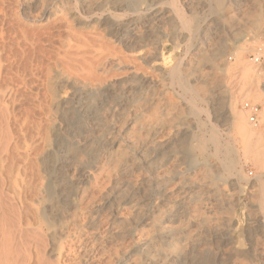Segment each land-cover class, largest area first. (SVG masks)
Segmentation results:
<instances>
[{"label":"rangeland","instance_id":"1","mask_svg":"<svg viewBox=\"0 0 264 264\" xmlns=\"http://www.w3.org/2000/svg\"><path fill=\"white\" fill-rule=\"evenodd\" d=\"M263 15L264 0H0V264H264V138L248 155L229 131L235 100L264 130Z\"/></svg>","mask_w":264,"mask_h":264},{"label":"bare ground","instance_id":"2","mask_svg":"<svg viewBox=\"0 0 264 264\" xmlns=\"http://www.w3.org/2000/svg\"><path fill=\"white\" fill-rule=\"evenodd\" d=\"M121 1V0H120ZM141 1V0H140ZM176 2V1H175ZM218 2V1H217ZM113 3V2H112ZM135 3V2H134ZM170 3V2H169ZM172 3V2H171ZM170 3V4H171ZM177 3V2H176ZM164 4V3H163ZM162 4V5H163ZM173 4V3H172ZM217 4V3H216ZM3 5V4H2ZM117 5V4H116ZM140 5V4H139ZM218 5V4H217ZM115 6V5H114ZM120 6V5H119ZM130 6V5H129ZM137 6V5H136ZM170 6V5H169ZM175 6V5H174ZM173 6V7H174ZM138 7V6H137ZM109 8V7H108ZM128 8V7H127ZM153 8V7H152ZM180 8V7H179ZM51 9V8H50ZM118 9V8H117ZM177 9V7L175 6V10ZM44 10V9H43ZM115 10V9H114ZM174 10V11H175ZM50 11V10H49ZM45 12H47V10L45 11ZM51 12V11H50ZM115 12V11H114ZM126 12V11H125ZM141 12V11H140ZM208 12V11H207ZM48 13V12H47ZM137 13V12H136ZM135 13V14H136ZM142 13V12H141ZM45 14V13H44ZM100 15V14H99ZM120 15V14H119ZM127 15V14H126ZM125 15V16H126ZM132 15V14H131ZM177 15V14H176ZM253 15H255V14H253ZM46 16H47V14H46ZM164 16V15H163ZM264 16V15H263ZM39 17V16H38ZM87 17V16H86ZM129 17V16H128ZM134 17V16H133ZM177 17V16H176ZM75 18V17H74ZM108 18V17H107ZM251 18V17H250ZM105 19V18H104ZM124 19V18H123ZM131 19V18H130ZM135 19V18H134ZM262 19V18H261ZM43 20V19H42ZM46 20V19H45ZM74 20V19H73ZM172 20V19H171ZM183 20V19H182ZM87 21V20H86ZM57 22V21H56ZM251 22V21H250ZM187 24V23H186ZM66 26V25H65ZM176 26V25H175ZM60 27V26H59ZM61 28V27H60ZM64 28H66V27H64ZM63 28V29H64ZM201 28V27H200ZM117 29V28H116ZM128 29V28H127ZM73 30V29H72ZM45 32V31H44ZM199 32V31H198ZM186 33V32H185ZM14 34V33H13ZM85 34V33H84ZM83 34V35H84ZM88 34V33H87ZM116 34V33H115ZM134 34V33H133ZM138 34V33H137ZM2 35V34H1ZM71 35V34H70ZM127 35V34H126ZM187 35V34H186ZM30 36V35H29ZM133 36V35H132ZM136 36V35H135ZM188 36V35H187ZM125 37V36H124ZM180 37V36H179ZM181 37H183V36H181ZM190 37H192V36H190ZM189 37V38H190ZM194 37V36H193ZM192 37V38H193ZM74 38V37H73ZM97 38V37H96ZM89 40V39H88ZM87 40V41H88ZM90 40H91V38H90ZM89 40V41H90ZM136 40V39H135ZM76 41H78V40H76ZM75 41V42H76ZM86 41V40H85ZM92 41V40H91ZM94 41V40H93ZM101 41V40H100ZM132 41H133V39H132ZM81 42H82V40H81ZM97 42V41H96ZM131 42V41H130ZM138 42V41H137ZM85 42L83 41V44H84ZM99 43V42H98ZM102 43V42H101ZM125 43V42H124ZM126 43H127V41H126ZM125 43V44H126ZM81 44V43H80ZM80 44H78V45H80ZM96 44V43H95ZM105 44H107L106 42L104 43V45ZM130 44V43H129ZM134 44H135V42H134ZM186 44V43H185ZM1 45V44H0ZM84 45H86V44H84ZM98 46H99V44H97ZM109 45V44H108ZM107 45V46H108ZM133 45V44H132ZM136 45V44H135ZM244 45V44H243ZM62 46V45H61ZM77 46V45H76ZM83 46V45H82ZM247 46V45H246ZM250 46V45H249ZM90 47V46H89ZM132 47H134V46H132ZM178 47V46H177ZM2 48V47H1ZM82 48V47H81ZM108 48H109V46H108ZM114 49V48H113ZM133 49V48H132ZM243 49H247L246 47H243ZM242 49V50H243ZM0 50H2V49H0ZM105 50V49H104ZM117 50V49H116ZM120 50V49H119ZM56 51H58V50H56ZM21 52V51H20ZM71 52H73V49H72V51ZM83 52H85V50L83 49ZM83 52H81V53H83ZM89 52V51H88ZM18 53H19V51H18ZM75 53V52H74ZM80 53V52H79ZM85 53H87V52H85ZM237 54L236 55H238V62H237V65L238 66H241V69H243V73H245V75L244 76H248L251 72V70H252V68L251 67H249L248 65H246V64H244L243 63V61H242V58H241V53H239V52H236ZM69 54V53H68ZM6 55V54H5ZM38 55H39V53H38ZM37 55V56H38ZM63 55H66L67 56V54L65 53H63ZM72 55V54H71ZM75 54H73V56H74ZM84 55V54H83ZM115 55V54H114ZM68 56H70V54L68 55ZM203 56V55H202ZM32 57V56H31ZM119 57V56H118ZM216 59H215V63L216 62H220V64L223 66V71H225V70H227V66H226V64H225V61L223 60V56L222 55H220V54H216L215 56H214ZM5 58V57H4ZM29 58V57H28ZM38 58V57H37ZM69 58V57H68ZM83 58V57H82ZM119 58H121V57H119ZM182 58V57H181ZM50 59V58H49ZM70 59H73V58H71L70 57ZM202 59V58H201ZM56 60V59H55ZM59 60V59H58ZM81 60V59H80ZM85 60V59H84ZM92 60V59H91ZM121 60V59H120ZM123 60V59H122ZM217 60V61H216ZM60 61V60H59ZM58 61V62H59ZM63 61V60H62ZM125 61V60H124ZM66 62V61H65ZM92 62V61H91ZM128 62V61H127ZM134 62V61H133ZM182 62V61H181ZM98 63V62H97ZM130 63V62H129ZM128 63V64H129ZM44 64V63H43ZM62 64V63H61ZM86 64V63H85ZM84 64V65H85ZM95 64V63H94ZM49 65V64H48ZM96 65V64H95ZM125 65H127V64H125ZM159 65V64H158ZM1 66H2V60L0 59V68H1ZM54 66V65H53ZM52 66V67H53ZM86 66V65H85ZM191 66V65H190ZM46 67V66H45ZM55 67V66H54ZM64 67V66H63ZM70 67V66H69ZM175 67H177V66H175ZM72 68V67H71ZM179 68H180V66H179ZM3 69V68H2ZM51 69V68H50ZM88 69V68H87ZM59 70V69H58ZM68 70V69H67ZM175 70V69H174ZM0 71H2V70H0ZM43 71V70H42ZM69 71V70H68ZM185 71H186V69H185ZM173 72V71H172ZM189 72V71H188ZM250 72V73H249ZM255 72V71H254ZM174 73V72H173ZM173 73H171L170 75H171V80L173 81V79L176 77L175 75H172ZM175 73L177 74L178 73V69L176 68V70H175ZM186 73V72H185ZM225 73V72H224ZM46 74V73H45ZM44 74V75H45ZM73 74V73H72ZM130 74H132V73H130ZM256 74V73H255ZM260 74V73H259ZM178 75V74H177ZM50 76V75H49ZM126 76V75H125ZM173 76H175L173 79H172V77ZM184 76V75H183ZM243 76V77H244ZM252 76V75H251ZM250 76V77H251ZM46 77V76H45ZM55 77V76H54ZM51 78V77H50ZM204 78V77H203ZM134 79V78H133ZM201 79V78H200ZM246 79H247V77H246ZM249 79V78H248ZM253 79V78H252ZM47 79L45 78V81H46ZM175 80V79H174ZM181 80V79H180ZM58 82V81H57ZM173 84V86L175 85L174 84V82H172ZM181 83V82H180ZM210 83V82H209ZM45 84H46V82H45ZM204 83H202V85H203ZM213 84V83H212ZM215 84V83H214ZM258 84V83H257ZM48 85V84H47ZM56 85V84H55ZM46 86V85H45ZM96 86V85H95ZM250 86H252L251 87V90H252V94L249 92L248 94L249 95H252V96H254V97H256L257 99H261L262 98V95L259 93V88H258V86L257 87H253V84H251ZM250 86H249V88H250ZM14 88V87H13ZM248 88V89H249ZM47 89V88H46ZM193 89V88H192ZM247 89V90H248ZM250 90V91H251ZM108 91V90H107ZM188 91V90H187ZM211 91H212V89H211ZM14 92V91H13ZM189 93H191V92H189ZM215 93V92H214ZM14 94V93H13ZM192 94V93H191ZM190 94V95H191ZM49 95V94H48ZM98 95H99V93H98ZM17 96V95H16ZM44 97V96H43ZM185 97V96H184ZM53 98V97H52ZM4 99V98H3ZM9 99V98H8ZM40 99H42V98H40ZM89 99V98H88ZM188 99V98H187ZM7 100V99H6ZM11 100V99H10ZM45 100V99H44ZM51 100V99H50ZM189 101H190V99H188ZM12 101V100H11ZM193 101V102H192ZM197 97L196 96H194V99L193 100H191L190 102L193 104V108L196 110V111H205V109H203L204 107H206V106H199V104L197 103ZM42 102V101H41ZM88 102V101H87ZM189 102V103H190ZM200 103V102H199ZM46 104V103H45ZM53 104V103H52ZM66 104V103H65ZM14 105V104H13ZM56 105V104H55ZM45 106V105H44ZM14 107V106H13ZM13 107H12V110H13ZM54 107V106H53ZM62 107V106H61ZM116 107V106H115ZM6 108V107H5ZM9 108V107H8ZM45 108V107H44ZM48 107H46V109H47ZM232 113H233V121H232V126H231V130H229V131H232L231 132V135L230 136H234V137H240L241 139H242V141H243V143L245 144V147H246V149H245V151H247V154L248 155H250L251 153H253L252 151H253V146L257 143V144H260L262 141H263V139L262 138H264V136L262 137V135L264 134L263 132H264V130L262 131V130H253V129H251L250 128V126H249V124H248V121L249 120H247V117L245 118L244 116H243V113L240 111V110H238V108H237V101L235 100L234 101V103L232 104ZM11 110V109H10ZM37 110V109H36ZM71 110V109H70ZM206 110H207V108H206ZM3 111V110H2ZM5 111V110H4ZM44 111H48V110H45L44 109ZM55 111L57 112L58 110H56L55 109ZM52 112V111H51ZM54 112V111H53ZM69 113V112H68ZM199 113H201V112H199ZM205 113V112H204ZM41 114V113H40ZM208 114H209V112H208ZM8 115V114H7ZM31 115V114H30ZM5 116V115H4ZM40 115L38 114V117H39ZM43 116H44V114H43ZM209 116V115H208ZM9 117V116H8ZM32 117H34V116H32ZM211 117V116H210ZM45 118V117H44ZM23 119V118H22ZM30 118L28 117V120H29ZM41 119V118H40ZM39 119V120H40ZM74 119V118H73ZM32 120V119H31ZM36 120V119H35ZM38 120V119H37ZM47 120V119H46ZM72 120V119H71ZM210 120H211V118H210ZM20 121V120H19ZM43 121H44V119H43ZM66 121V120H65ZM15 122V121H14ZM14 122L12 123V124H14ZM32 122V121H31ZM41 122V121H40ZM46 122V121H45ZM44 122V123H45ZM79 122V121H78ZM145 122V121H144ZM20 123V122H19ZM35 123V122H34ZM66 123V122H65ZM148 123V122H147ZM46 124V123H45ZM51 124V123H50ZM0 125H1V123H0ZM41 125V124H40ZM47 125V124H46ZM70 125V124H69ZM145 125V124H144ZM14 126V125H13ZM50 126V125H49ZM214 126V125H213ZM212 126V132H211V134H210V136H209V141L215 146V151H216V153L217 152H220L221 154H223V161H221V162H223V166H224V172H225V174L226 175H228L229 177H231V176H235V178L238 180L237 182H239L240 180H242L243 179V176L245 175H243V165H242V162H241V155H240V153L239 152H241L240 150H238L236 147H235V145H234V142L232 141V140H227V139H222V138H224L223 136H222V133L221 132H219L216 128H215V126L213 127ZM12 127V126H11ZM27 127V126H26ZM38 127H41V126H38ZM47 126H45V128H46ZM1 128V127H0ZM7 128V127H6ZM5 128V129H6ZM37 127L35 126V129H36ZM52 128V127H51ZM65 128V127H64ZM3 129V128H2ZM1 129V130H2ZM29 129H30V126H29ZM33 129H34V127H33ZM145 129V128H144ZM21 130V129H20ZM31 130V129H30ZM44 130V129H43ZM50 130V129H49ZM5 131V130H4ZM8 131H9V129H8ZM26 131V130H25ZM21 132V131H20ZM24 132V131H23ZM27 132V131H26ZM32 132V131H31ZM45 132V131H44ZM2 133V132H1ZM6 133V135H8L7 134V132H5ZM10 133V132H9ZM34 133V132H33ZM35 133H36V131H35ZM38 133V132H37ZM36 133V134H37ZM52 133V132H51ZM134 133V132H133ZM39 134H40V132H39ZM57 134V133H56ZM55 134V136H57ZM136 134V133H135ZM209 134V133H208ZM24 135V134H23ZM29 136H30V134H28ZM35 135V134H34ZM52 135V134H51ZM4 136V135H3ZM9 136H10V134H9ZM19 136V135H18ZM28 136V137H29ZM36 136V135H35ZM39 136V135H38ZM42 136V135H41ZM40 136V137H41ZM45 136V135H44ZM12 137V136H11ZM31 137L32 136H30L29 137V140L31 141ZM3 138V137H2ZM18 138H22V137H18ZM18 138H16V139H18ZM11 139V138H10ZM23 139V138H22ZM33 139V138H32ZM41 139V138H40ZM40 139H39V141H40ZM69 139V138H68ZM231 139V138H230ZM34 140V139H33ZM32 140V141H33ZM37 140H38V138H37ZM36 140V141H37ZM222 140H227L226 142H223ZM3 141H5V140H3ZM17 141V140H16ZM24 141V140H23ZM28 141V140H27ZM35 141V140H34ZM7 142V141H6ZM38 142V141H37ZM209 142V143H210ZM240 142V141H239ZM19 143V142H18ZM5 144V143H4ZM3 144V145H4ZM19 144H21V146H22V142L21 143H19ZM19 144H17V145H19ZM48 144V143H47ZM10 145V144H9ZM14 145H15V143H14ZM32 145V144H31ZM69 145V144H68ZM16 146V145H15ZM15 146H13V147H15ZM33 146V145H32ZM39 146V145H38ZM43 146V145H42ZM71 146V145H70ZM110 146V145H109ZM6 147H7V145H6ZM6 147H3L2 146V149L3 148H6ZM37 149H39L38 147H36ZM35 148V149H36ZM44 148V147H43ZM111 148H112V146H111ZM34 149V150H35ZM37 149L35 150V151H37ZM42 149V148H41ZM118 149V148H117ZM187 149V148H186ZM203 149H205V148H203ZM44 150V149H43ZM69 150H71V149H69ZM73 150V149H72ZM1 151V150H0ZM3 151V150H2ZM8 151H9V149H8ZM40 151V150H39ZM263 151V150H262ZM7 152V151H6ZM30 152V151H29ZM69 152V151H68ZM214 152V151H213ZM261 152V151H260ZM11 153H14L13 151L11 152ZM10 153V154H11ZM35 153V152H34ZM37 153V152H36ZM215 153V152H214ZM220 153H218V154H220ZM1 154H3V153H1ZM9 154V155H10ZM15 154V153H14ZM13 154V155H14ZM22 154V156H23V153H21ZM20 154V155H21ZM25 154V153H24ZM32 154V153H31ZM213 154V153H212ZM12 155V154H11ZM12 155V156H13ZM34 155V154H33ZM36 155V154H35ZM260 155V154H259ZM262 155V154H261ZM260 155V156H261ZM264 155V154H263ZM262 155V156H263ZM11 156V157H12ZM25 156V155H24ZM187 156V155H186ZM208 156V155H207ZM214 156H215V154H214ZM218 156H220V155H218ZM259 156V157H260ZM18 157H19V155H18ZM30 157V156H29ZM108 157V156H107ZM26 158V157H25ZM25 158H23L24 160H25ZM109 158V157H108ZM220 158V157H219ZM15 159V158H14ZM17 159V158H16ZM28 159V158H27ZM6 161V160H5ZM17 161V160H16ZM32 161H33V159H32ZM1 162V161H0ZM14 162V161H13ZM19 162H21V161H19ZM53 162V161H52ZM116 162V161H115ZM114 162V163H115ZM220 162V161H219ZM16 164H17V162H15ZM33 163H34V161H33ZM42 163V162H41ZM46 163V162H45ZM9 164V163H8ZM36 164V163H35ZM207 164V163H206ZM5 166H6V164H4ZM50 165H51V163H50ZM4 166V167H5ZM25 166H27V165H25ZM35 166V165H34ZM44 166V165H43ZM76 166V165H75ZM208 166V165H207ZM38 167V166H37ZM2 168V167H1ZM36 168V167H35ZM34 168V169H35ZM42 168V167H41ZM9 170V169H8ZM7 170V171H8ZM36 170V169H35ZM42 170V169H41ZM93 170V169H92ZM99 170V169H98ZM8 172H11V171H8ZM25 172V171H24ZM34 172H36V171H34ZM7 173V172H6ZM27 173H28V171H27ZM32 173V172H31ZM211 173L213 174V175H215V171H211ZM7 175H9L8 173H7ZM16 175V174H15ZM33 175V174H32ZM226 175H225V177H226ZM1 176V175H0ZM30 176V175H29ZM56 176V175H55ZM8 177H10V176H8ZM217 177H219V176H217ZM3 178V177H2ZM12 178V177H11ZM26 178V177H25ZM58 178V177H57ZM245 178L247 179V176H245ZM261 178H264V177H261ZM61 180V179H60ZM101 180V179H100ZM1 181V180H0ZM25 181H27V180H25ZM3 182H4V179H3ZM2 182V183H3ZM9 182H11V180L9 181ZM20 182H22V181H20ZM24 183V182H23ZM5 184V183H4ZM11 184V183H10ZM55 184V183H54ZM2 185V184H1ZM260 191H262V193L264 192V183H261L260 182ZM3 186V185H2ZM11 186V185H10ZM14 186V185H13ZM16 186V185H15ZM14 186V187H15ZM32 186V185H31ZM30 186V187H31ZM17 187V186H16ZM33 187V186H32ZM8 188V187H7ZM13 188V187H12ZM26 190H27V187H26ZM33 190V189H32ZM35 190V189H34ZM8 191V190H7ZM16 191V190H15ZM2 192V191H1ZM6 192V191H5ZM9 192V191H8ZM13 192V191H12ZM42 192V191H41ZM18 193V192H17ZM24 193H26V192H24ZM31 194H32V192H30ZM33 193H35V192H33ZM43 193V192H42ZM14 194V193H13ZM3 195V194H2ZM11 195V194H10ZM19 195V194H18ZM30 195V194H29ZM41 195V194H40ZM260 195H261V193H260ZM12 196V195H11ZM24 196V195H23ZM33 196V195H32ZM32 196H30V198L32 197ZM43 196V195H42ZM69 196V195H68ZM262 196H264V193H263V195ZM5 197V196H4ZM17 198V197H16ZM29 198V197H28ZM38 198V197H37ZM4 199V198H3ZM2 199V200H3ZM55 199V198H54ZM53 199V200H54ZM263 198L261 197V200L260 201H264V199L262 200ZM1 200V199H0ZM1 200V201H2ZM23 200V199H22ZM39 200V199H38ZM56 200V199H55ZM62 200V199H61ZM5 201H6V199H5ZM31 201V200H30ZM63 202H65V201H63ZM0 203H2V202H0ZM3 203H4V200H3ZM8 203V202H7ZM10 203V202H9ZM16 203V202H15ZM14 203V204H15ZM23 203V202H22ZM35 203V202H34ZM127 203V202H126ZM4 204H6V203H4ZM13 205V204H12ZM24 205H25V203H24ZM57 205V204H56ZM59 205V204H58ZM71 205V204H70ZM3 206V205H2ZM15 206V205H14ZM262 206V205H261ZM18 207V206H17ZM16 207V208H17ZM38 207V206H37ZM60 207V206H59ZM58 207V208H59ZM262 207H264V206H262ZM26 208V207H25ZM56 208V207H55ZM10 209H12V208H10ZM19 209V208H18ZM30 209V208H29ZM54 209V208H53ZM1 210V209H0ZM4 210V209H3ZM25 210V209H24ZM38 210H40V209H38ZM42 210V209H41ZM76 210V209H75ZM12 211V210H11ZM28 211V210H27ZM31 211V210H30ZM8 212V211H7ZM18 212V211H17ZM4 213H6V212H4ZM25 213H27V212H25ZM54 212H53V210H52V214H53ZM10 214V213H9ZM14 214V213H13ZM15 214H16V212H15ZM29 214V213H28ZM31 214V213H30ZM21 215V214H20ZM40 215H41V213H40ZM74 215V214H73ZM72 215V216H73ZM13 216V215H12ZM27 216V215H26ZM54 216V215H53ZM7 217V216H6ZM10 217V216H9ZM19 217V216H18ZM25 217V216H24ZM67 217V216H66ZM65 218V217H64ZM122 218V217H121ZM0 219H1V217H0ZM5 219V218H4ZM14 219V218H13ZM21 219V218H20ZM26 219V218H25ZM60 219V218H59ZM10 220H12L11 218H10ZM14 220H16V218L14 219ZM18 220V219H17ZM29 220V219H28ZM8 221V220H7ZM26 221H27V219H26ZM25 221V222H26ZM33 221H35V220H33ZM67 222V221H66ZM1 223V222H0ZM4 223V222H3ZM8 223V222H7ZM14 223V222H13ZM17 223H18V221H17ZM26 224V223H25ZM43 224V223H42ZM52 224V223H51ZM70 224V223H69ZM2 225V224H1ZM15 225V224H14ZM24 225V224H23ZM22 225V226H23ZM33 225V224H32ZM36 226V225H35ZM18 227V226H17ZM23 227H25V226H23ZM63 227V226H62ZM16 228V227H15ZM14 228V229H15ZM31 228V227H30ZM55 228V227H54ZM57 228V227H56ZM60 228V227H59ZM43 229V228H42ZM42 229H41V231H42ZM66 229V228H65ZM0 230H2L1 228H0ZM19 230V229H18ZM24 230V228L22 229V231ZM26 230V229H25ZM33 230V229H32ZM32 230H30V231H32ZM64 230V229H63ZM67 230V229H66ZM74 230V229H73ZM38 231V230H37ZM51 231V230H50ZM21 232V231H20ZM33 232V231H32ZM57 232V231H56ZM110 232V231H109ZM27 233H28V231H27ZM43 233V232H42ZM46 233V232H45ZM5 234V233H4ZM70 234V233H69ZM68 234V235H69ZM121 234V233H120ZM126 234V233H125ZM17 235H19V234H17ZM37 235H39V231H38V234ZM36 235V236H37ZM52 235V234H51ZM127 235V234H126ZM7 236H9V235H7ZM6 236V237H7ZM24 236V235H23ZM26 236V235H25ZM29 236V235H28ZM47 236H49V235H47ZM17 237V236H16ZM19 237V236H18ZM30 237H31V234H30ZM39 237H40V235H39ZM44 237V236H43ZM117 237V236H116ZM32 238V237H31ZM138 238V237H137ZM17 239H19V238H17ZM36 239V238H35ZM109 239V238H108ZM120 239V238H119ZM1 240V239H0ZM27 240V239H26ZM37 240V239H36ZM35 240V241H36ZM81 240V239H80ZM49 241V240H48ZM48 241H45L46 242V244L45 245H47V242ZM150 241V240H149ZM18 242V241H17ZM23 242H24V240H23ZM80 242V241H79ZM6 243V242H5ZM35 243V242H34ZM41 243V242H40ZM133 243V242H132ZM2 244V243H1ZM13 244V243H12ZM25 244V243H24ZM29 244V243H28ZM16 245V244H15ZM27 245V244H26ZM25 245V246H26ZM57 245V244H56ZM71 245H73V244H71ZM151 245V244H150ZM1 247H2V245H1ZM21 247V246H20ZM22 247H24V246H22ZM28 247V246H27ZM39 247H41V246H39ZM44 247V246H43ZM15 248V247H14ZM18 248V247H17ZM29 248V247H28ZM47 248V247H46ZM153 248H155V247H153ZM20 249V248H19ZM19 249H18V251H19ZM24 249V248H23ZM33 249H34V245H33ZM40 250H41V248H39ZM57 249V248H56ZM55 249V250H56ZM68 249V248H67ZM44 250V249H43ZM181 250V249H180ZM18 251H17V253H18ZM22 251V250H21ZM28 251H29V249H28ZM34 251V250H33ZM45 251V250H44ZM50 251V250H49ZM102 251V250H101ZM152 251V250H151ZM2 252V251H1ZM30 252V251H29ZM35 252V251H34ZM180 252V251H179ZM20 253V252H19ZM38 253H40V252H38ZM24 254V253H23ZM44 254V253H43ZM61 254V253H60ZM159 254H160V252H159ZM6 255V254H5ZM19 255V254H18ZM21 255V254H20ZM165 255V254H164ZM23 256V255H22ZM34 256V255H33ZM44 256V255H43ZM157 256V255H156ZM172 256V255H171ZM6 257V256H5ZM25 257V256H24ZM176 257V256H175ZM11 258V257H10ZM59 258V257H58ZM174 258V257H173ZM2 259V258H1ZM24 259V258H23ZM3 260V259H2ZM5 260V259H4ZM11 260H12V258H11ZM10 260V261H11ZM29 260V259H28ZM40 260H42V259H40ZM6 261V260H5ZM15 261H16V259H15ZM23 261V260H22ZM22 261H20V262H22ZM4 262V261H3ZM17 262V261H16ZM29 262V261H28ZM26 263V262H25ZM9 264V263H8ZM23 264V263H22Z\"/></svg>","mask_w":264,"mask_h":264},{"label":"built area","instance_id":"3","mask_svg":"<svg viewBox=\"0 0 264 264\" xmlns=\"http://www.w3.org/2000/svg\"><path fill=\"white\" fill-rule=\"evenodd\" d=\"M255 62H259L262 59V56H257L253 58ZM244 109L248 112L249 114V121L252 125L255 127H258L261 122V106L259 104H255L252 102H245L244 103ZM252 174V173H251Z\"/></svg>","mask_w":264,"mask_h":264}]
</instances>
